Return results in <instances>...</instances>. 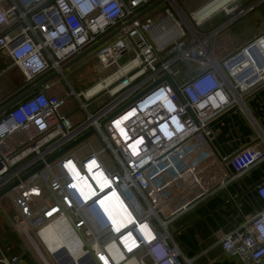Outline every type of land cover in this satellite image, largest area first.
<instances>
[{
	"label": "built area",
	"instance_id": "obj_1",
	"mask_svg": "<svg viewBox=\"0 0 264 264\" xmlns=\"http://www.w3.org/2000/svg\"><path fill=\"white\" fill-rule=\"evenodd\" d=\"M154 1L0 0V53L21 72V89L52 71L69 87L61 89L60 78L53 77L0 113V189L16 180L0 196L15 213L1 214L34 249L32 234L46 249L39 231L53 225L65 229L79 243L80 256L89 254L96 264H190L170 223L207 196L213 182L224 186L264 158L263 132L224 158L215 157L210 143L211 121L232 107L244 109V98L264 86V31L224 57L216 53V36L264 0L230 4L225 22L208 29L194 11L191 20H178L170 11L173 0L162 2L161 17L146 13L126 24ZM116 28L93 50L92 70L114 68L75 91L61 66ZM129 52L133 56L120 62ZM183 62L188 69H180ZM104 93L118 96L90 113V101ZM71 95L86 112L79 122L62 111ZM89 129L105 146L96 149L85 141L88 136L47 161ZM106 148L114 158L110 168L101 157ZM254 190L263 208L220 234L222 249L245 264L264 257V180ZM103 200L118 207V217L106 213ZM158 246L164 252L160 261ZM17 260L0 255V264Z\"/></svg>",
	"mask_w": 264,
	"mask_h": 264
},
{
	"label": "crops",
	"instance_id": "obj_2",
	"mask_svg": "<svg viewBox=\"0 0 264 264\" xmlns=\"http://www.w3.org/2000/svg\"><path fill=\"white\" fill-rule=\"evenodd\" d=\"M210 1L191 0L187 1L186 6L189 10L199 6L196 9L198 10ZM231 1L232 5L235 3L242 6L252 0ZM211 3L205 9V17H207L205 20L210 26L208 28L226 20L223 6L210 11ZM163 10L161 3L153 8L151 13H147L146 17L159 18ZM262 31H264V1L247 14L232 20L216 36L215 43L221 40L225 47L228 44L230 48L228 52L225 51V47L218 51L215 49L218 57H224L236 46ZM54 78L56 79L57 75ZM22 82L19 69L12 66L11 59L6 54L0 53V102L7 101L16 92L21 91ZM243 106L244 109L232 107L211 121L210 143L216 158L229 156L252 142L259 133H264V86L245 97ZM62 111L70 115L74 122L82 120L65 106ZM260 148L264 150V142H260ZM228 169L233 172L231 167ZM262 180H264V158L251 166L243 176L228 180L224 186L213 182L207 196L196 200L191 208L170 223L169 230L174 234L183 256L191 259L190 264H245L239 256H230L222 249L220 234L234 230L242 224L245 217L252 216L263 208L254 190L255 184ZM11 206L13 207L12 203ZM2 209L10 216L15 213L14 207L12 209L14 212L10 213L0 201V255L17 256L18 260L14 264H43L37 258L34 247L8 227L1 214ZM159 249V246L155 249L158 251L157 255L160 253Z\"/></svg>",
	"mask_w": 264,
	"mask_h": 264
},
{
	"label": "rangeland",
	"instance_id": "obj_3",
	"mask_svg": "<svg viewBox=\"0 0 264 264\" xmlns=\"http://www.w3.org/2000/svg\"><path fill=\"white\" fill-rule=\"evenodd\" d=\"M187 1L190 2L191 0H173V1H171L170 11L175 15V17L178 20H182V17L178 11H181V13L184 15L186 20H191L190 19V13L195 11L199 7V6H197V7H194L193 9L191 8V10H189V8L186 6L188 4ZM150 11H152V9ZM150 11L147 13L148 14L151 13ZM162 14H164V13L161 12L159 14L160 16H158V17H161ZM207 23H205L203 26H201V28L207 29L208 27H210L209 24H207ZM223 47H225V44L222 43L221 40H219V42L215 43V49L217 51ZM224 49L226 52H228L230 50V48H228V44ZM132 56H133L132 52L125 53V54H123L122 58L120 59V62H124V61L128 60L129 58H131ZM94 63H95V59H93V51H92L89 54L82 57L81 59H79L78 61H76L75 63L71 64L69 67H67L64 70L65 74L67 75V80L70 82V84L72 85V87L74 88L75 91L84 90L85 88H87L91 84L97 82L98 77H100V76L102 78L105 77L106 75H103V74L108 73L110 70H112L114 68V66H112L108 70H106L103 74H98V73H95L92 71V66ZM188 65H189V62H183V63L179 64V67H180V69H188V67H187ZM57 78H60V86L59 87L61 89L63 88L64 90H67V89L69 90V87L67 86L65 80H63V78L60 75H57ZM117 96L110 97L107 93L100 94L98 97H96L90 101L89 106H88V111L90 113L98 112L102 108L106 107L110 102H112ZM65 108L71 110L72 114H76V116H78L81 119H84L86 117V112L80 106L79 101L76 99V97L74 95H71V97L67 99V102L65 104ZM85 141L90 142L96 149H99L102 146H105L103 143H100L98 141V139L96 138V136H94V135L89 136L88 138H86ZM86 150L87 149L84 148L82 151L78 152V154L81 156V155L86 153ZM101 157H102L103 162L105 163V165L108 168L113 167L114 158L112 157L108 148H106V151L102 154ZM0 201L2 202V206L5 207L8 212H10V213L14 212L12 210L13 207L11 206L9 199L6 196L1 197ZM32 236L39 242V240L37 239V237L35 235L32 234ZM39 245L41 246L40 242H39ZM41 248L43 251L42 250H40V251L43 255L45 254L44 256L47 259V261L50 264H57V262L52 257V255H50V253L48 254V252H46V249L44 247L41 246ZM35 253L38 256V253L36 251H35ZM37 258H39V256ZM39 260H41V259L39 258Z\"/></svg>",
	"mask_w": 264,
	"mask_h": 264
},
{
	"label": "water",
	"instance_id": "obj_4",
	"mask_svg": "<svg viewBox=\"0 0 264 264\" xmlns=\"http://www.w3.org/2000/svg\"><path fill=\"white\" fill-rule=\"evenodd\" d=\"M164 0H155L154 2L148 4L146 7H144L139 13H137L136 15H134L133 17H131L130 19H128L126 21V24H128L130 21H132L135 18H138L144 14H146L147 12H149L151 9L155 8L158 4L162 3ZM118 31V28L112 30L111 32H109L108 34L104 35L103 37L99 38L97 41H95L94 43H92L90 46H88L87 48H85L83 51H81L80 53H78L76 56L72 57L70 60H68L67 62H65L61 68L62 69H66L67 67H69L71 64L75 63L76 61H78L79 59H81L82 57H84L85 55L89 54L90 52H92L94 49H96L99 45H101L102 43L106 42L108 39H110L116 32ZM57 74L56 71H52L51 73H49L48 75L42 77L41 79H39L38 81H36L33 85L23 89L21 92H19L17 95H15L13 98H11L10 100H8L6 103H4L1 107H0V113H2L3 111H5L6 109H8L10 106H12L14 103H16L17 101H19L20 99L24 98L26 95H28L31 91H33L36 88H40L42 83L52 79L53 77H55ZM106 120V119H105ZM103 120L102 123L105 121ZM93 133V129H89L88 131L84 132L82 135H80L78 138H76L75 140H73L72 142H70L68 145H66L64 148H62L61 150H59L58 152H56L55 154H53L52 156H50L47 161H50L51 159H53L55 156H57L58 154H60L61 152H63L64 150L72 147L73 145H75L76 143L80 142L81 140L85 139L86 137H88L90 134ZM42 165V163L38 164L37 166H35L34 168H32L31 170H29L27 173H25L21 178L26 177L29 173L33 172L34 170H36L38 167H40ZM16 184V180L11 182L10 184H8L7 186L3 187L2 189H0V196L2 194H4L6 191H8L11 187H13ZM35 250L39 253L42 261L44 263H47L46 259L44 258L43 254L41 253V251L37 248V246L35 245ZM51 255V254H50ZM59 256L61 258V262L62 264H77L76 259L73 258L68 251L65 248H62V250H60L59 252ZM55 259V258H54ZM88 261L89 264H96L95 260L91 257V255L86 254V255H82L79 258V262L82 263V261ZM56 261V260H55ZM59 264V263H58ZM255 264H264V257L260 258Z\"/></svg>",
	"mask_w": 264,
	"mask_h": 264
},
{
	"label": "bare ground",
	"instance_id": "obj_5",
	"mask_svg": "<svg viewBox=\"0 0 264 264\" xmlns=\"http://www.w3.org/2000/svg\"><path fill=\"white\" fill-rule=\"evenodd\" d=\"M212 1H214V0H211L204 7H201L198 10H195L193 12V16L197 21H202V20L207 18V17H205V14H206L205 9H206L207 5L210 4ZM230 1L231 0H215L214 2L211 3L210 11L215 10L216 8H219L222 6H223L222 9L224 10L227 8V5L232 2V1L231 2ZM178 12L182 17V20H186V18L181 13V11H178ZM100 83H104V81H101ZM94 179L97 180V177L95 176ZM106 201L107 200L102 201V208L106 211L107 214L110 212L111 215H116L118 217V212H120L118 207L115 209L114 208L115 206H113L112 204H109L110 206H108ZM108 207H110L112 209H110ZM129 220H130L129 217H126L124 222L129 221ZM119 223L122 224V221H119ZM39 234L41 235V238L44 242V245L46 246V251L48 253H50L53 258H55L57 264L58 263L62 264L61 258L59 256V252L64 247H66L70 251L72 256L76 259L77 264H88V262H86L84 260L82 261V263L79 262V258L81 255V252L79 249V243L75 239L69 237V234L66 232L65 229L58 230V228L56 226L50 225V226H45V227L41 228L39 231Z\"/></svg>",
	"mask_w": 264,
	"mask_h": 264
},
{
	"label": "clouds",
	"instance_id": "obj_6",
	"mask_svg": "<svg viewBox=\"0 0 264 264\" xmlns=\"http://www.w3.org/2000/svg\"><path fill=\"white\" fill-rule=\"evenodd\" d=\"M156 258L160 261L164 258V252L160 250V253L156 255ZM161 264H171L169 261L161 262Z\"/></svg>",
	"mask_w": 264,
	"mask_h": 264
},
{
	"label": "trees",
	"instance_id": "obj_7",
	"mask_svg": "<svg viewBox=\"0 0 264 264\" xmlns=\"http://www.w3.org/2000/svg\"><path fill=\"white\" fill-rule=\"evenodd\" d=\"M33 237V236H32ZM33 239L35 240L36 244L38 245V247L40 248V250H42L41 246L39 245V242L33 237ZM43 247V246H42ZM43 251V250H42ZM45 255V254H44Z\"/></svg>",
	"mask_w": 264,
	"mask_h": 264
}]
</instances>
